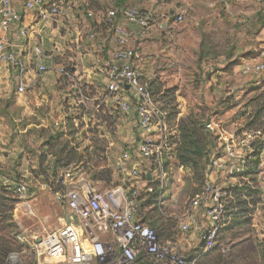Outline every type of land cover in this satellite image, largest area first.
I'll return each mask as SVG.
<instances>
[{"label":"rangeland","instance_id":"1","mask_svg":"<svg viewBox=\"0 0 264 264\" xmlns=\"http://www.w3.org/2000/svg\"><path fill=\"white\" fill-rule=\"evenodd\" d=\"M95 2L91 8L100 19L118 0ZM120 2L154 17L156 24L146 31L139 46L135 45L142 81L155 102L171 114L173 149L179 147L181 126L202 129L204 121L212 119L226 132L225 138L246 141L245 148L238 145L236 152L248 156L255 151L254 159L246 163L251 172L241 174L235 182L237 215L220 237L228 254L212 251L200 264H264V78L241 72L247 61L261 59L264 52V0ZM60 8L62 15L57 22L42 26L49 44L61 51L64 42L69 43L73 24L66 4ZM177 15L183 17L181 24L168 21ZM165 21L167 28L160 30L157 23ZM75 50L64 57L53 53L48 56L44 60L49 69L44 81L21 97L12 87L0 88V183L6 189L0 200V246L8 244L11 253L27 250L32 238L40 239L65 223L64 207L54 193L63 186L64 173L69 171L75 181L95 190L114 185L115 157L131 138L130 123L115 107L110 113L91 111V102L86 106L78 103L76 87L57 82L59 77L51 61L62 67L73 64V77L81 82L86 78L87 61L80 58L84 52ZM61 121L65 129L56 131L53 122ZM53 134L58 138L50 146L47 140ZM206 138L211 142L205 157L216 155L218 137ZM64 145L67 150L62 151ZM71 149L72 160L64 166L63 158ZM180 180L171 184L173 194L164 203L166 214L181 210L200 189L188 168ZM15 183L30 188L31 196L24 203L11 192Z\"/></svg>","mask_w":264,"mask_h":264},{"label":"built area","instance_id":"2","mask_svg":"<svg viewBox=\"0 0 264 264\" xmlns=\"http://www.w3.org/2000/svg\"><path fill=\"white\" fill-rule=\"evenodd\" d=\"M88 1L96 0H23L22 10L31 14L35 23L44 25L57 22L63 3L72 14L91 18L92 11H82ZM15 2L0 0V67L17 72L15 92L23 95L47 73L44 60L48 56L71 49L66 47L60 51L53 46L46 51L42 40L30 37L34 33L25 25ZM100 20L109 34L102 48L107 51V58L97 69L90 67L89 70L102 74L103 88L97 96L89 97L87 90L78 86L77 94L82 106L91 102L95 111L103 106H114L131 125L130 141L114 160L119 184L95 190L75 181L69 171L64 173L65 192L56 193L55 198L64 207L65 223L40 239L32 238L27 250L10 253L4 264H198L212 251L227 255L228 248L220 237L230 222L227 205L232 199L234 180L244 173L247 163L246 156L236 149L244 147L246 141L225 138L226 132L219 125L206 123L209 130L217 133V154L210 157L205 167L199 192L190 197L181 210L164 213L165 195L172 196V182H181L180 176H184L187 169H174L167 111L155 102L137 64L136 41L132 36L135 34L142 40L156 23L150 13L134 7H112ZM173 22L181 24L183 17L177 15ZM167 25L166 21L157 23L160 30ZM97 37V32L87 34L90 41H96ZM16 40L33 42L27 64L19 56L20 46ZM26 69L31 72L29 79H24ZM55 70L59 76L75 82L64 68ZM241 72L264 78V52L260 60L245 65ZM216 179L226 182L220 185ZM154 189L158 192L155 211L165 222L175 223L174 237L160 238L141 220V196L152 194ZM27 193L26 184H15L14 194L20 203L25 202Z\"/></svg>","mask_w":264,"mask_h":264},{"label":"trees","instance_id":"3","mask_svg":"<svg viewBox=\"0 0 264 264\" xmlns=\"http://www.w3.org/2000/svg\"><path fill=\"white\" fill-rule=\"evenodd\" d=\"M95 3H96L95 1H88L87 5L82 8V11H87V10L92 11L91 5L95 4ZM120 3H121L120 0H118V2L114 3V7L118 8V9L127 7L126 5H123V4H120ZM92 13H93V16L91 18H85L87 20V23H88V28H90L92 32H97L98 31L97 29H99V26L103 30H106V27L102 24V22H99V24H98V21H100V19L98 20V18L96 16H94V12L93 11H92ZM173 20H174V18H172V20L168 19L169 22L170 21L173 22ZM86 38H87V35H86ZM69 52H71V51L65 50L61 55H58V56L64 57ZM72 54H74V53H72ZM261 57H262V55H261ZM52 63L56 67L64 68L65 71L71 76H72V74H73V72L75 70V68L73 67L74 66L73 64L72 65L71 64H67V67H62L61 65H59V63H57V64L54 63V61ZM58 77L59 78H58L57 82H59V83L62 82V84H61L62 86L63 85L64 86L71 85V83L73 84L72 81L68 80L63 75H61V76L58 75ZM74 78L75 79L77 78L76 75H75ZM81 87L87 90V96L90 97V91H89V89H87L86 85H83ZM147 88H148V86H147ZM76 90H77V88H76ZM76 95L78 97L77 92H76ZM79 106H80V108H83L81 105H79ZM113 108H114V106L107 105V106H103L100 111H108L110 113V111H112ZM161 109L164 110L162 107H161ZM72 112H78V111H72ZM70 113H71V111H70ZM118 114L120 115L119 112H118ZM65 116H67V115H65ZM167 116H168V123H170L171 114H170L169 111H167ZM72 120H73V117H72ZM53 126H54L53 128L56 129V131H58V130L61 131V130L65 129L64 121H61L59 123H54L53 122ZM170 130H171V126H170ZM201 130H203L206 133L205 134L206 136L209 135V136H211V138L213 140L214 139L217 140V137H216L217 135L215 134V132L211 131V130H209V128H207L206 121H204V123L202 125V129H200V127L196 128V127H193L191 125L181 126L179 147H178L177 150L173 149V145H174L173 140H175V135L172 134V136L170 138V148H171L170 153H171V156L173 157V160H174L173 161L174 169H176L178 167H183V168H186V169L188 168L190 170V172H191V176H192L193 181L200 188H201L202 183L204 181V170H205V167L208 164V161H209L210 157L213 155L212 154L209 157H205L206 156V148L208 147V144H210L211 141H210V139H207L205 135L202 134ZM57 136H58L57 134H53V135H50L48 137L47 142L49 143L50 146L52 145V141L56 140L58 138ZM61 150L62 151L67 150L66 145H64ZM254 152L255 151H252L251 155L249 154L248 156H246L247 164L249 162H251L252 159H254ZM72 155H73V151L71 149L69 151L68 155H66L63 158L64 166H67V165L70 164V162L72 160ZM249 172H251V168L248 165V166H246L245 171H244L243 174H249ZM113 173H114V178H116V183L114 185L110 186V187H114V186H117L119 184V176H117L118 171L115 169V166L113 167ZM235 182H236V180H235ZM15 184H13V185L15 186ZM235 184L236 183H234V186L231 189L232 199L228 201V205H227L228 217L230 219V222L232 221V217L237 215V212H238L237 211V203H236L237 201H236V198H235V195H234L235 194L234 191H236L235 187L237 186V184L236 185ZM14 186L12 187L11 192L15 196L17 201H19L18 198L16 197V195L14 194ZM154 188H155V186H154ZM199 190H197V191L195 190L193 192V194L191 193L192 194L191 197H193L195 194H197L199 192ZM4 192H6V189L0 183V200L3 198V196L1 194H4ZM60 192L62 194H64L65 186H61L60 191L59 192L56 191L54 193L56 194V193H60ZM233 192H234V194H233ZM30 193H31L30 192V188H28L27 198H30V196H31ZM157 196H158V192L156 190L152 194H149V195L142 194V196H141L142 200L140 202L141 210H142L141 211V220L145 224H147L150 228L155 230L158 233L160 238L165 239V238L174 237L175 236V232H176L175 223L174 222H170L169 223V221L165 222L157 214V212L155 211L156 210L155 205H156ZM168 198H169V195L166 194L165 197H164V200H168ZM16 199H13V201L16 202ZM9 247L10 246L8 244L0 246V264H4V262H5L4 258L8 254V252H10V248ZM208 254L204 255L202 257V259L200 260V262ZM200 262L198 264H200Z\"/></svg>","mask_w":264,"mask_h":264},{"label":"crops","instance_id":"4","mask_svg":"<svg viewBox=\"0 0 264 264\" xmlns=\"http://www.w3.org/2000/svg\"><path fill=\"white\" fill-rule=\"evenodd\" d=\"M22 4H23V0H16L15 2V6L17 7V9L23 14V21L25 23V25H27L31 32H33V36H30L32 38L35 39H40L42 40L43 43V48L48 51L51 49V47H53V44H49V40L47 39L46 35V30H43L44 27L42 26V24L40 23H35L36 21L33 19L31 14L25 13L22 10ZM99 20V19H98ZM71 22L73 24V30L70 33V35H68V40L69 43L63 44V48H70L71 51L74 49H76L75 51H83L84 54L80 55L81 61L86 59L87 61V65L85 68V76L86 77L83 82H81L79 78H76L73 82V84L71 83V87H78L81 85H86L87 89H89V87H91L89 89L90 91V97H95L98 95V93L101 92L102 88L101 84L103 85V77L102 74L99 72H91L89 70L90 67H94L95 69H97L100 66V62L103 61L105 58H107V51L106 50H102V48L106 45L107 43V38L109 36V34L103 30L100 26L99 29H97V40L96 41H90L88 38H86V35L91 32V29L88 28V26L86 25L87 20H85V18L80 15L79 13H73L71 15ZM100 21H98L99 24ZM135 31V30H134ZM85 33V34H84ZM72 39V41H70ZM132 39L135 40L136 44H140V40L138 39V37L135 36V34L132 36ZM17 41V40H16ZM31 42L30 40H18L17 44L20 46L19 47V56L20 58L23 60V62L25 64H27V61L31 58V53H30V47H31ZM144 51V49H143ZM47 60V59H45ZM260 60L259 57H252L250 59V61H247L249 63L254 62V61H258ZM53 62V61H51ZM248 63V64H249ZM137 64H139V56H138V60H137ZM55 66V65H54ZM52 67V69L54 68V71H56V66ZM138 68L140 70V66L138 65ZM49 70V69H48ZM26 74L25 77L27 79H29L31 77V72L28 71L26 69ZM57 73V72H56ZM17 75V72L15 70L9 69L8 67H0V88H3L5 86H7L8 88L12 87L14 89V94L18 97H21L22 95H18L16 94V89H15V77ZM43 81H44V76H43ZM73 85V86H72ZM100 85V86H99ZM75 90V89H74ZM76 91V90H75ZM76 99L78 101V103L80 104V100L76 95ZM93 105V109L91 111H95V107L94 104ZM224 116H228V113H226V111H223ZM245 148V147H243ZM249 148V147H247ZM250 151V149H249ZM246 156V155H245ZM226 182V180H224ZM224 181L222 180H217L216 182L220 185H222L224 183ZM235 181V180H234Z\"/></svg>","mask_w":264,"mask_h":264},{"label":"water","instance_id":"5","mask_svg":"<svg viewBox=\"0 0 264 264\" xmlns=\"http://www.w3.org/2000/svg\"><path fill=\"white\" fill-rule=\"evenodd\" d=\"M209 122H210V120L208 119V120H207V122H206V123H207V125L209 124Z\"/></svg>","mask_w":264,"mask_h":264}]
</instances>
